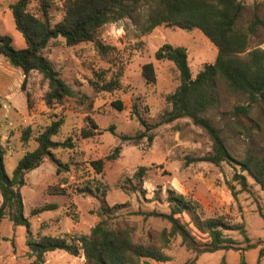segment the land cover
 Instances as JSON below:
<instances>
[{"label":"rangeland","instance_id":"rangeland-1","mask_svg":"<svg viewBox=\"0 0 264 264\" xmlns=\"http://www.w3.org/2000/svg\"><path fill=\"white\" fill-rule=\"evenodd\" d=\"M38 1L28 0V10L36 16L39 15ZM64 1L52 0L49 10L52 25L61 20ZM240 1L243 9L237 28L246 29L255 15L264 19V0ZM15 2L0 0V34L8 36L12 46L21 50L26 44L15 29L9 10ZM156 6V0H142L129 18L103 25L98 30L97 40L104 50L99 51L92 42L68 47L60 37L51 41L42 55L74 91L73 97L52 109L43 102L47 86L41 75L27 74L22 91L20 85L24 76L20 77L17 68L9 66L7 74L0 66V147L4 151L5 173L11 178L18 161L36 148L34 139L38 132L62 117L64 123L53 140L62 142L71 137L74 147L52 150L51 158H44L37 168L25 174V184L20 188L23 214L34 237L45 235L72 241L89 237L100 220L97 216L100 207L120 205L108 215V225L129 230L135 243L155 244L169 224L148 213H167L166 190L174 189L196 201L204 217L242 224L246 232L247 240L237 231L228 232L235 250L198 255L195 264H240V255L245 264H264V256L259 258V252L264 251V193L254 181L248 177L252 195L238 192L234 196L229 185L239 190L232 181L233 174L239 173L238 166L194 161L210 151L211 141L206 131L189 118L158 125L150 132H145L141 124L140 120L150 126L160 121L170 109L165 97L179 85L174 65L154 59L159 47L164 44L184 46L192 78L205 64H211L217 54L216 48L197 29L187 31L160 25L146 31L147 19ZM258 46L264 49L261 28L250 37L248 50ZM239 56L243 59L245 53ZM3 62L0 59V65ZM148 62L155 69L153 84H147L141 76V67ZM108 82L113 83L114 88L101 91ZM1 93L7 94L6 97ZM216 96L217 107L208 109L203 116L220 130L225 148L233 159H243L248 150L264 156V114L259 106L253 105L245 117L233 116L234 107L246 105L245 97L232 93L222 82L217 84ZM8 98L9 101H5ZM115 101L121 103V111L112 106ZM86 115L97 124L101 134L82 139L79 133L87 127ZM27 128L30 136L24 143L21 135ZM143 132L152 136L150 142L146 138L120 140L121 136L134 137ZM115 147H120L119 156L106 160ZM99 159L103 160V172L96 174L90 162ZM57 163L64 165L59 172ZM139 167L146 168L141 182L133 178ZM85 186L91 192L79 191ZM44 204H56L57 209L31 215L33 209ZM181 219L188 222L199 242L205 241V235L194 229L189 215ZM162 252L169 261L151 264H183L195 258L194 253L180 245L178 237L172 238ZM29 253L26 228L2 219L0 264H31L34 258ZM42 264H86V261L81 253L72 256L52 251L44 254Z\"/></svg>","mask_w":264,"mask_h":264},{"label":"trees","instance_id":"trees-1","mask_svg":"<svg viewBox=\"0 0 264 264\" xmlns=\"http://www.w3.org/2000/svg\"><path fill=\"white\" fill-rule=\"evenodd\" d=\"M142 0H65L62 4V18L51 24L49 15L52 0H39L36 16L28 10V0H16L9 6L15 29L21 34L26 48L17 50L12 46L8 36L0 34V57L12 67L19 69L24 78L20 88L25 89L26 77L30 72H37L46 82L47 91L43 95V102L48 109L60 105L64 99L74 96L72 87L66 84L58 71L42 55V51L51 41L62 38L68 47L80 43L92 42L101 51L103 46L97 40L98 30L105 24L115 23L129 18ZM157 6L150 12L147 19L146 31L164 25L182 30L197 29L216 48L217 54L211 64H205L194 78L188 67V53L184 46L173 47L164 44L154 53L157 61L171 62L179 75V85L175 91L165 97L170 105L160 121L153 126L143 120L141 124L145 132H150L158 125L170 123L180 118H189L191 122L204 129L211 141L210 151L203 157L194 159L196 162H208L214 165L233 163L239 168L232 181L236 182L239 190L229 185L232 194L245 192L252 195L248 177L264 193V156L248 150L244 158L236 161L227 151L221 137L220 130L204 117V113L217 107V84L222 82L234 94H241L246 99V105L233 108V116H247L253 105H258L264 114V49L254 47L248 50L249 39L255 36L258 29L264 30V19L253 16L246 29L237 28L241 17L243 4L240 0H156ZM245 53V58L239 55ZM141 76L147 84L155 82V69L148 62L141 67ZM98 86V83H94ZM111 82L104 83L101 91L114 88ZM26 101L29 95L26 93ZM112 106L122 110L121 103L115 101ZM86 129L80 130V137L87 139L98 131L97 124L85 116ZM64 120L62 117L50 122L35 136L37 144L33 151L26 152L18 161L9 178L4 170V151L0 147V221L7 218L13 225L26 228V245L29 256L33 257L31 264H42L43 256L47 252L63 251L72 256L80 253L86 264H151L169 261L162 248L166 247L174 237L180 239V245L195 254V258L183 264H195L196 256L216 251L235 250L234 241L227 235L237 231L247 240L242 224H232L219 217H204L202 207L194 200L176 192L166 190L165 203L167 213L152 211L148 215L159 217L169 224L168 230H163L155 244L135 243L129 230L110 227L107 222L109 214L115 212L120 205L111 208L100 207L97 216L99 222L91 229L89 237H80L77 241L64 237L38 236L34 237L30 231V223L23 214V203L20 188L24 186V176L27 172L37 168L44 158H51V151L56 148L72 149L74 142L67 137L62 142H56L53 137L60 132ZM113 128L109 131L112 132ZM139 133L134 137L121 136L122 142L146 138L148 142L152 136ZM30 129L23 130L21 141L27 142ZM120 147H115L106 157L114 160L119 156ZM64 165L57 163V172ZM90 166L96 174L103 172V160H94ZM65 169L67 167H64ZM146 168L139 167L133 178L141 182ZM99 190V187H95ZM80 192H91L88 186L79 189ZM64 194V192L62 191ZM103 194V193H102ZM104 195V194H103ZM102 195V196H103ZM57 209L56 204H44L31 211L35 216L45 211ZM190 216V222L195 230L205 235V241L199 242L189 229L188 222L182 221L183 215ZM74 214H72L73 216ZM253 248V247H251ZM264 251L259 252V258ZM240 264L245 261L240 255Z\"/></svg>","mask_w":264,"mask_h":264},{"label":"crops","instance_id":"crops-1","mask_svg":"<svg viewBox=\"0 0 264 264\" xmlns=\"http://www.w3.org/2000/svg\"><path fill=\"white\" fill-rule=\"evenodd\" d=\"M0 59H2V60L5 61V62L1 63L0 66H2L4 70H6V71H4V72H7V71L9 70V66H10V65H9L8 62H7L5 59H3L2 57H0ZM17 73L20 74V77L23 76L22 72H21L19 69H17ZM7 74H8V72H7ZM1 94H2V93H1ZM6 95H7V94H2L1 96H2V97H6ZM5 101H9V98H8L7 100H5Z\"/></svg>","mask_w":264,"mask_h":264}]
</instances>
